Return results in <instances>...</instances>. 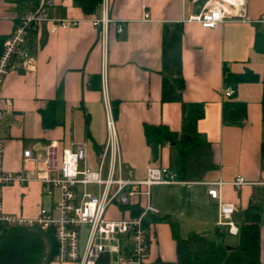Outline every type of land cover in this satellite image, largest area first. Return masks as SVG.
Returning a JSON list of instances; mask_svg holds the SVG:
<instances>
[{
	"label": "crops",
	"instance_id": "1",
	"mask_svg": "<svg viewBox=\"0 0 264 264\" xmlns=\"http://www.w3.org/2000/svg\"><path fill=\"white\" fill-rule=\"evenodd\" d=\"M205 1L106 0L105 7L102 1L96 13L87 14L74 0H52L50 18L78 25L53 33L46 22L31 32L2 86L13 104L0 121L3 166L12 172H24V150L44 153L53 140L70 149L85 143L87 166L97 170L110 113L125 178H145L150 166L177 172L175 144L164 143L155 156L145 127L166 126L181 134L190 106H203L197 129L206 143L195 151L193 165L182 178L177 172V181L153 186L160 214L148 222L152 241L144 264H178L174 226L181 238L227 230L218 224L219 199L209 194L211 182H222L220 199L235 205L238 227L250 206L260 208L264 264V48H255L257 31L264 35V0H247V19H229L216 28L191 20ZM33 8L29 0H0V51L17 20ZM103 16L110 20L106 30L93 24ZM229 74L247 76L228 83ZM227 85L236 89L232 97L224 95ZM232 101L246 104L242 122L224 119V105ZM240 176L248 184L237 188L233 183ZM2 194L10 214L35 217L53 206L36 180L7 185ZM129 214L110 208L113 218ZM229 235L236 244L238 236Z\"/></svg>",
	"mask_w": 264,
	"mask_h": 264
},
{
	"label": "built area",
	"instance_id": "2",
	"mask_svg": "<svg viewBox=\"0 0 264 264\" xmlns=\"http://www.w3.org/2000/svg\"><path fill=\"white\" fill-rule=\"evenodd\" d=\"M34 8L26 11L15 23L13 31L3 43L0 53V121L12 107L11 98L2 94V86L13 60L27 42L31 32L38 31L42 24L51 23L50 31L75 27L78 20L53 19L49 11L52 0H29ZM195 2L198 0H194ZM104 7L106 0H103ZM247 0H206L203 12L191 20L204 27L216 28L229 19H247ZM149 13L145 17H149ZM109 18H95L93 24L107 29ZM121 31L122 28L120 27ZM25 59L29 53L22 51ZM236 92L233 85L224 90L226 97ZM109 136L100 156V167L93 170L87 166V147L79 143L74 149L62 148L58 140L51 141L44 153L34 154L24 150L23 171L4 169V138L0 136V224L7 226L52 229L57 242L54 260L73 261L78 264H97L102 256H109V264H144L147 260L151 235L146 219L160 214L152 202V189L156 184L175 182L177 172L165 166H150L145 178L130 179L122 175L123 165L117 139V130L112 114H108ZM83 164V166H82ZM39 181L43 191L53 201L52 208H41L35 217L10 214L4 211L2 188L17 182ZM237 188L248 184L240 176L234 183ZM222 182L208 183L209 194L219 199V225L228 226L233 235L239 227L233 220L236 207L222 201ZM95 186L96 191L89 187ZM112 206L130 213L123 218L110 215ZM140 208V214L132 215V208Z\"/></svg>",
	"mask_w": 264,
	"mask_h": 264
},
{
	"label": "trees",
	"instance_id": "3",
	"mask_svg": "<svg viewBox=\"0 0 264 264\" xmlns=\"http://www.w3.org/2000/svg\"><path fill=\"white\" fill-rule=\"evenodd\" d=\"M85 13H96L103 0H74ZM255 48L262 51L264 35L259 29L256 35ZM1 53V51H0ZM247 74H229L228 83L240 81ZM251 77H254L252 74ZM264 84V78H263ZM264 113V95L262 99ZM204 115L203 106L191 105L187 118V129L178 134L166 126L145 127V133L154 155L164 143H175V170L179 177L192 166L195 151L203 147L206 141L197 129V122ZM225 121L242 122L247 116L245 102L232 101L224 105ZM192 164V165H191ZM132 214H140V208L133 207ZM244 220L239 226L238 242H227L229 230L217 229L212 236L192 234L181 238L176 226L178 264H263L260 255L262 213L258 206L252 205L244 212ZM150 217L146 219L148 224ZM57 242L52 229L42 230L34 227L7 226L0 224V264H48L55 258ZM110 257L102 256L97 264H109Z\"/></svg>",
	"mask_w": 264,
	"mask_h": 264
},
{
	"label": "rangeland",
	"instance_id": "4",
	"mask_svg": "<svg viewBox=\"0 0 264 264\" xmlns=\"http://www.w3.org/2000/svg\"><path fill=\"white\" fill-rule=\"evenodd\" d=\"M89 190L95 192L96 191V187L95 186H90ZM225 227L228 230V226H225ZM231 238L232 237L227 233V236H226L227 242L232 243Z\"/></svg>",
	"mask_w": 264,
	"mask_h": 264
},
{
	"label": "water",
	"instance_id": "5",
	"mask_svg": "<svg viewBox=\"0 0 264 264\" xmlns=\"http://www.w3.org/2000/svg\"><path fill=\"white\" fill-rule=\"evenodd\" d=\"M172 144H175V143H172Z\"/></svg>",
	"mask_w": 264,
	"mask_h": 264
}]
</instances>
